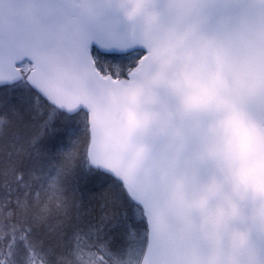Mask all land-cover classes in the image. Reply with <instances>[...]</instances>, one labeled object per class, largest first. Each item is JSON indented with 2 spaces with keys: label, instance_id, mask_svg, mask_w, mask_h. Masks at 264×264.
Listing matches in <instances>:
<instances>
[{
  "label": "snow or ice",
  "instance_id": "6c2138e0",
  "mask_svg": "<svg viewBox=\"0 0 264 264\" xmlns=\"http://www.w3.org/2000/svg\"><path fill=\"white\" fill-rule=\"evenodd\" d=\"M147 56L111 0H0V264H167L180 246L105 132L106 93Z\"/></svg>",
  "mask_w": 264,
  "mask_h": 264
},
{
  "label": "water",
  "instance_id": "95a60500",
  "mask_svg": "<svg viewBox=\"0 0 264 264\" xmlns=\"http://www.w3.org/2000/svg\"><path fill=\"white\" fill-rule=\"evenodd\" d=\"M169 2L111 0L148 56L106 93V135L176 226L167 264H264V0Z\"/></svg>",
  "mask_w": 264,
  "mask_h": 264
},
{
  "label": "bare ground",
  "instance_id": "6f19581e",
  "mask_svg": "<svg viewBox=\"0 0 264 264\" xmlns=\"http://www.w3.org/2000/svg\"><path fill=\"white\" fill-rule=\"evenodd\" d=\"M245 89H246V87H245ZM248 92L251 93L252 95L255 94V93H253V92H252L251 90H249V89H248Z\"/></svg>",
  "mask_w": 264,
  "mask_h": 264
}]
</instances>
